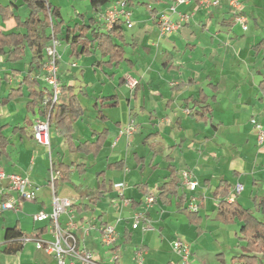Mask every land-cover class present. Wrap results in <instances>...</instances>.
Returning a JSON list of instances; mask_svg holds the SVG:
<instances>
[{
	"label": "crops",
	"instance_id": "obj_1",
	"mask_svg": "<svg viewBox=\"0 0 264 264\" xmlns=\"http://www.w3.org/2000/svg\"><path fill=\"white\" fill-rule=\"evenodd\" d=\"M10 1L21 3L20 0L0 3ZM116 1L102 0L99 6L93 7L90 0L91 16L95 17V27L99 30H107L106 20L101 22L97 17L100 9L103 6L112 7ZM124 1L131 25H127L130 36L125 31L126 23L122 27L125 59L119 65H107V56H102L96 46H92L88 54L76 56L81 46L78 45L72 53L63 35L58 37L69 48L59 54V81L62 87H72L83 112L71 122L70 138L61 133L55 122L50 123V152L32 136V125L39 115L36 111L38 104L32 107L33 95L29 85L23 82L29 74L30 80L35 79L32 90L41 91L45 87L39 78L41 68L28 65L29 51L18 61H9L7 56L0 54V201L9 196L19 199L17 193L9 188L8 175L11 173L26 174L33 184L40 186L33 199H19L16 209L0 211V264H56L55 258L37 248L32 239H5L6 229L14 226L22 231L23 236L52 239L49 221L33 219V214L51 212L53 209L52 190L48 182L51 161L69 168L68 179L58 180L54 192L72 202L74 220L114 226L118 236L116 247L119 259L116 264H135L137 248L143 250L145 264L150 250L164 241L165 230L169 233L170 250L175 237L185 240L180 234L183 227L191 229V240H198L205 233V222L211 226H233L231 232L237 238V245L245 244L239 238L241 223L238 220L224 223L215 217L220 198L213 196L212 192L224 180L229 183L230 197L234 194L235 184L241 183L243 188L234 198L252 211L255 200L263 195L264 142L261 145L257 143L254 125L260 123L264 129V97L260 88V82L264 79V48L256 49L258 42L239 43L249 27L247 24L246 30L240 27V31H235L236 23L232 19L228 0H219L216 6L209 9H204L195 1L177 5V12L189 11L192 16L168 37L159 36L156 17L171 0L154 4L157 9L155 16L140 4L149 13L150 19L134 15L133 7L142 0ZM239 1L243 3L241 12L246 16V23L251 17L259 29L263 24L259 22L258 5H251L252 12H247L251 0H247V3L246 0ZM49 2L56 5L51 0ZM79 15L81 19H76L71 26L78 23L80 29L82 24L89 23V19L81 13ZM171 17L173 20L178 18L176 13ZM3 22H0L3 32L15 30L11 25L3 30ZM262 27L264 31V25ZM243 41L247 40L244 38ZM129 47L130 53L127 52ZM134 52L137 54L135 57ZM84 56L90 58V67L81 64L86 62L83 61ZM123 63L130 68V72L117 75L113 93L103 94V88H95L97 75L101 79L99 71L104 73V78L113 79L116 73H120L119 68L126 69ZM174 71L182 76L175 77ZM127 76L138 79L137 87L132 91L125 85ZM227 81L232 85L225 91L226 85L222 83L226 84ZM122 87L131 92L126 97L128 114L136 125L131 135L121 132L126 124L123 125L119 119L111 121L106 113L107 108L119 106L117 89ZM112 95L115 98L109 101H116V106H100L99 113L95 102ZM217 103L220 104L218 107ZM84 104L92 108L88 117L96 122L91 123L85 118ZM206 105L209 110L203 115L199 114ZM103 130L107 131V135L96 153L75 150L78 145L95 141ZM140 145L145 148L143 152L139 150ZM119 161L122 162L121 166L108 167ZM172 168L177 170L179 180L176 193H167L164 197L157 195L159 186L169 180ZM89 170L91 181H81ZM183 170L191 171L197 181L195 190L189 191L181 184L180 173ZM73 177L78 178L77 184L73 182ZM101 182L104 192L90 202ZM117 182L124 183L122 197L128 203L122 202L117 189L113 187ZM151 192L156 193V198L146 208L145 197ZM190 195L196 197L199 205L194 223L189 221L186 209ZM137 211H143L144 217L133 228V214ZM67 219V212L59 215L62 226ZM153 232L157 233V237L152 235ZM75 234L79 244H83L103 262H108L111 251L101 244L97 231L92 229L89 235L83 237L82 228L77 227ZM15 241L21 242V248L8 252L6 248L14 247ZM241 247L244 252L243 245ZM190 250L196 263L195 252L192 247ZM26 251L27 259L24 258ZM240 253L232 256V264L241 263L236 258ZM174 257L171 259L165 252L160 259L162 261L156 264L180 262L177 255ZM222 257V252L216 254L219 264H224Z\"/></svg>",
	"mask_w": 264,
	"mask_h": 264
},
{
	"label": "trees",
	"instance_id": "obj_2",
	"mask_svg": "<svg viewBox=\"0 0 264 264\" xmlns=\"http://www.w3.org/2000/svg\"><path fill=\"white\" fill-rule=\"evenodd\" d=\"M20 1L21 3L19 4L15 1H10L7 4L0 3V22L10 19L15 22L14 31L3 32L0 30V54L7 56V60L18 61L29 51L30 58L28 65L30 67L36 66L41 68L45 59L44 48L46 44L52 37L58 39L61 34L63 35V40L69 43L72 53L75 52L78 45L81 46V50L78 52L76 51V56L88 54L90 48L96 46L102 56H107V60L105 61L107 65H119L125 59L122 33V27L125 22H123L122 19L119 18L114 20L111 27L107 28L106 31H102L99 30L98 27H95L96 19L94 16H91L89 18V23L82 24L79 29L78 23H75L73 26H65L59 7L51 4L49 0ZM122 1L125 5L126 1ZM160 1L161 0H142L139 4L144 6L151 15L155 16L157 14V9L153 5ZM92 2L93 7H96L101 4L102 0H92ZM22 4H25L28 8V13L24 19H21L17 13L18 7ZM47 29H49V31H47ZM255 48H264V39L259 41L255 45ZM28 75L29 74L24 78L23 82L29 85L31 94L33 95V100L31 102L32 107L38 104L41 110L39 101L43 89L41 91L32 90V84L35 82V79L30 80ZM135 87H137V84ZM260 88L264 97V79L260 82ZM113 98H115L113 95L102 97L95 102L98 112H101L100 106H116V101L110 102ZM203 108L204 109L200 110L201 112H199V114L203 115L209 110L207 105ZM82 112V108L73 93L72 87L61 86L58 101L50 112L49 120L50 123L55 122L65 137L70 138V133L72 131L70 127L71 122L79 118ZM188 112L191 113V110L188 109ZM106 135L107 131L103 130L98 134L95 141L78 145L75 147V150L96 153L102 146ZM1 138L0 136V139ZM121 164L122 162L119 161L109 164L108 167L116 168L121 166ZM51 165L56 174L53 180L54 186L58 180L65 181L68 179V166L61 163L56 164L53 161H51ZM79 166L81 165H77V167ZM79 172H82V170L79 169ZM178 182L177 170L175 168L170 169L169 180L159 186L157 195L164 197L167 193L175 194ZM102 186L103 182L99 184L96 194L89 199L90 202H94L96 198L104 192ZM212 193L216 198H220L217 204L215 217L224 223H231L234 220H238L241 223L239 238L245 242L243 246L244 252L236 255V258L241 263L235 264H258L260 258L264 256V191L263 195L258 197L254 203L256 210L261 214L260 217L255 215L249 207L243 206L235 198L231 201L228 200L229 183H227V181H221L216 185ZM187 215L189 221L194 223L193 219L196 212L188 210ZM22 236V231L16 226L7 228L5 231L6 240H17ZM15 242L17 243L14 247L9 246L6 248L8 252H15L21 248V242Z\"/></svg>",
	"mask_w": 264,
	"mask_h": 264
},
{
	"label": "built area",
	"instance_id": "obj_3",
	"mask_svg": "<svg viewBox=\"0 0 264 264\" xmlns=\"http://www.w3.org/2000/svg\"><path fill=\"white\" fill-rule=\"evenodd\" d=\"M195 1L199 6L204 9H209L216 6L219 0H171V3L162 10L156 17L157 29L160 37H168L174 34L182 23H186L192 16V12H177L176 6L179 4ZM230 6V13L233 21L238 24L242 30L247 29L246 16L241 12V2L239 0H228ZM177 14V20L172 19V14ZM128 13L124 9V3L122 0H117L115 4L106 9L104 13V19L106 20L107 28L112 26V23L116 19H122L126 25L130 26L131 22L128 18ZM59 40L52 37L44 48L45 59L41 67V73L39 78L44 82L45 87L42 90V96L39 101L41 110L38 107L36 116L32 125V136L34 140L43 145L48 152H50V120L49 115L55 104L58 101L59 94L61 92V84L58 76V60L59 52L57 46ZM125 85L129 89H133L138 83V79L133 76H127L125 78ZM188 112V109H186ZM257 130V143L259 145L264 142V129L260 123H255ZM136 125L134 119L130 118L128 123L122 128L121 132L127 135H131L135 131ZM2 175V173H0ZM49 184L52 190V204L53 209L51 212L39 211L33 214L35 221L48 220L50 224V233L52 239L42 240L40 238H32L28 236H22L20 240L26 241L32 239L35 242L37 248L43 249L48 254H51L56 264H116L119 255L117 252L116 243L118 236L116 230L112 224L101 223L98 225L91 224L87 221L78 222L74 220V213L72 212V202L68 198L59 197L54 192L53 180L56 177L55 172L52 169L50 163L49 168ZM181 184L189 191L195 190L197 181L194 179L191 171L183 170L180 173ZM9 188L15 191L19 199L30 200L35 196V192L39 190L40 186L33 184L30 178L26 174L11 173L8 175ZM124 183L117 182L113 184V187L117 189L118 196L122 199L123 203H128L122 197V189ZM243 188L241 183H236L233 191L228 200L231 201L235 197L236 193H239ZM156 198V193L151 192L145 197V207H149ZM14 196H9L7 199L0 201V211L4 209L17 208L18 200ZM199 205L195 196L190 195L187 210L191 212H197ZM63 212L68 213V219L64 226L59 222V215ZM144 217L143 211H137L133 214L132 227L135 228L138 225L140 219ZM81 227L83 230V237H86L93 230L98 232L99 240L103 246L110 249L111 254L108 262H103L97 255L88 250L83 244H79V238L75 234V229ZM144 228V227H143ZM171 250L178 255L181 264H192V252L189 244L182 238L175 237L171 241ZM143 250L137 248L135 251V264H144Z\"/></svg>",
	"mask_w": 264,
	"mask_h": 264
},
{
	"label": "rangeland",
	"instance_id": "obj_4",
	"mask_svg": "<svg viewBox=\"0 0 264 264\" xmlns=\"http://www.w3.org/2000/svg\"><path fill=\"white\" fill-rule=\"evenodd\" d=\"M0 1L6 2L8 0H0ZM51 1L60 7L65 26L66 25H72L76 19L80 18L79 13L83 14L87 20L91 16V6L92 5H91L90 0H51ZM246 3H247V0H246ZM249 4L250 5L246 9L247 12H252L250 10L251 5H253V4L258 5L259 8H257L255 5H253V7H256L258 12L260 13L261 19L259 20V22L264 25V0H251ZM241 5H242L241 6V9H242V7H243L242 2H241ZM110 7L104 8V6H103L100 9L101 13H98L97 17L99 18V20L101 22L104 21V13H105L106 9H110ZM133 11H134V15H136V16H138V15L146 16L147 18L149 17V19H150L149 13L146 12L144 7H142L140 4L133 7ZM17 13L20 15L21 18H24L28 13L27 6L25 4L20 5L17 9ZM148 21H150V20H148ZM247 24H248L249 30L245 33V37H244L245 40H247V41H243V39H244L243 38L242 41H239V43H241V44H244V43L254 44L256 42H259V40L264 37V33H263L264 31H263V27H262L263 25L259 29H257L255 23L251 20V17H250ZM8 25H11L12 27L15 28V22L13 20H9V21L3 22L2 29L7 30ZM47 31H49V29H47ZM125 31H126L127 36H130L128 33V32H130V28L127 27V25L125 26ZM235 31H240V26L237 24H235ZM68 49H69L68 46L64 42L59 41V44L57 46V50H58L59 54H61V52L64 50L66 52ZM130 50H131V48L129 47L127 52L130 53ZM132 54L134 55V57L137 56V54L135 52ZM84 60L86 62L81 63V64H84V66L88 65L90 67V61H91L90 58H88L87 56H84L83 61ZM123 64L125 65L124 68H126V69L119 68L118 71L120 73H116L115 78H113V79L104 78V73L99 71L101 79H100L99 75H97L96 78L98 79V82H96L95 88L96 89L97 88H99V89L103 88L104 89L103 94L113 93L115 90L114 87L117 85V78H118L117 75L122 74V72L123 73L124 72L128 73V71L130 72V68L128 66H126L125 63H123ZM106 70L108 72H110L109 69H106ZM116 71L117 70H115L114 72H116ZM173 74L175 77H177V76L181 77L182 76V75H180V73H177L176 71H174ZM183 75H184V73H183ZM102 82H104L105 84H102ZM227 82L228 83H226V84L222 83L223 85H226L225 91H227V89L232 85L229 81H227ZM133 89H130V91H132ZM117 90H118L119 95H120L119 106L116 108H107L106 113L109 115L111 121H115V120L119 119L122 121V124L125 125L128 123V120L130 119V116L128 114L129 110H128V107L126 104V97L129 96V94L131 92L125 87L118 88ZM221 95L222 94H220V96ZM219 105L220 104L217 103V107ZM84 107H85V118L88 121L90 120L91 123L96 122V121H94V118L88 117V114L90 113L92 108L89 107L88 104H84ZM109 124L112 127H114L113 123L109 122ZM139 147H140L139 150H141V152H143L145 150V148L142 147V145H140ZM143 148H144V150H143ZM91 176L92 175H91V172L89 170V172L87 174H85L80 180L81 181L84 180L86 183H88L91 181ZM48 178L50 179L49 175H48ZM77 181H78V178L73 177V182L75 184H77ZM64 186L71 187L70 184H64ZM50 188H51V185H50ZM244 192L246 193V191H244ZM247 196L249 197V194ZM253 210H254L253 212L255 215H257L259 217L261 216V214L256 210L255 206L253 207ZM204 227H205L204 228L205 233L198 240H191V238H192V235L190 233L191 229L183 227L182 230L180 231V234H182L181 236H183V238H185V240L187 242H189L190 247H192L193 251L195 252L196 263L193 260L192 264H219V262L216 260V254L220 253V252L223 253L222 259L224 260V264H232V261H231L232 256L235 255L236 253L242 252L241 246L242 245L244 246V244H242L240 246L237 245L238 244L237 238L235 239L233 231L231 232V229H233V226H224L222 224H219V226H211L209 222H207V224L205 222ZM152 228H153V226L151 227V229ZM152 235L157 237L156 232H153ZM168 240L170 241L169 233L167 232V230H165L164 241L160 244L155 245L154 249L150 250V253L148 254V256L146 255V263L145 264H156L157 262H161L162 260H160V259L163 258V254H165V252L168 253V255L170 256L171 259L175 258L174 256H176L177 254L175 255L174 253L171 252L170 245L168 247ZM104 247L106 248L107 251L109 250L108 247H106V246H104ZM27 252L28 251H26V253L24 254V258H26V259L29 258ZM149 258H150V263H149ZM173 264H181V263L180 262H174ZM258 264H264V257L260 258V261Z\"/></svg>",
	"mask_w": 264,
	"mask_h": 264
}]
</instances>
